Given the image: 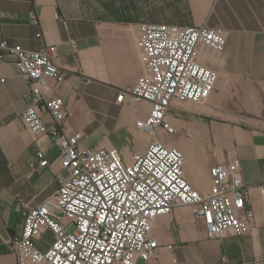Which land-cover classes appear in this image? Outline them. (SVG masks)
Returning <instances> with one entry per match:
<instances>
[{"label": "crops", "instance_id": "obj_1", "mask_svg": "<svg viewBox=\"0 0 264 264\" xmlns=\"http://www.w3.org/2000/svg\"><path fill=\"white\" fill-rule=\"evenodd\" d=\"M173 2L159 11L169 17L165 24L207 26L223 33L226 46L220 54L200 50L198 62L218 73L215 91L204 104L172 101L170 123L177 134L170 139L159 132L158 138L183 152L185 178L200 193L210 190L212 166L239 159L245 208L253 220L241 236L208 238L199 219L177 208L154 223L155 264H218L221 257L228 264H262L264 0ZM142 16L127 0H0V41L29 52L56 47L55 64L65 80L50 81V96L62 98L70 114L65 132L80 134L81 147L116 149L124 161L144 153L151 141L135 127L148 116L150 104L116 103L117 91L133 87L144 73L137 44ZM33 101L15 65L0 61V264H17L11 241L24 224L18 205L39 206L56 193L58 175L67 176L59 148L22 125L21 114ZM43 120L53 126L49 116ZM39 152L47 160L42 168ZM52 238L45 231L40 249L46 250Z\"/></svg>", "mask_w": 264, "mask_h": 264}, {"label": "built area", "instance_id": "obj_2", "mask_svg": "<svg viewBox=\"0 0 264 264\" xmlns=\"http://www.w3.org/2000/svg\"><path fill=\"white\" fill-rule=\"evenodd\" d=\"M30 21L38 25L35 11ZM137 44L144 73L133 87L117 91L116 103L150 104L148 116L135 127L151 141L144 153L124 161L116 149L81 147L80 134L65 132L70 114L62 98L50 96V81L65 80L55 64V46L29 52L0 41V61L15 65L34 97L21 114L22 125L51 139L67 172L58 175L51 198L37 207L18 205L24 224L11 241L17 264H155L154 223L177 208H187L199 219L208 238L241 236L250 230L253 214L245 208L239 159L212 166L210 190L200 193L185 178L183 152L158 138L159 132L177 134L170 123L172 101L204 104L215 91L218 73L198 59L201 49L222 53L225 36L207 26L145 22L139 25ZM44 116L52 119V127L46 126ZM37 158L41 168L47 165L42 152ZM45 231L53 238L42 250L38 244ZM218 264L228 261L221 257Z\"/></svg>", "mask_w": 264, "mask_h": 264}, {"label": "rangeland", "instance_id": "obj_3", "mask_svg": "<svg viewBox=\"0 0 264 264\" xmlns=\"http://www.w3.org/2000/svg\"><path fill=\"white\" fill-rule=\"evenodd\" d=\"M124 1V0H123ZM128 2L132 3L134 7V11H142L143 12V22L147 23H166V20L169 19V17L159 14V11H162L166 6H172L173 1L175 0H127ZM178 0H176V3ZM175 137H172L170 139H174ZM88 141L91 144H95L96 142H93V137L88 138Z\"/></svg>", "mask_w": 264, "mask_h": 264}]
</instances>
